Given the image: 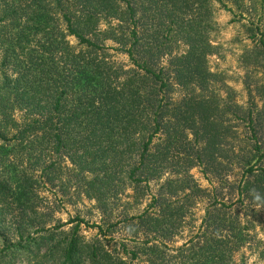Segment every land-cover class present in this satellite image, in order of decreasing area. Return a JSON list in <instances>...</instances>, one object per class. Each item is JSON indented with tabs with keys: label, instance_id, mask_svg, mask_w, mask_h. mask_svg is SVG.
Returning <instances> with one entry per match:
<instances>
[{
	"label": "trees",
	"instance_id": "obj_1",
	"mask_svg": "<svg viewBox=\"0 0 264 264\" xmlns=\"http://www.w3.org/2000/svg\"><path fill=\"white\" fill-rule=\"evenodd\" d=\"M215 1L0 0V264H230L245 246L249 226L224 202L207 208L197 240L169 246L186 202L206 193L189 174L193 167L215 165L232 184L222 176L230 168L231 104L215 90L208 65ZM107 40L130 67L111 58ZM250 52L264 67V38ZM260 151L256 142L238 159V201L247 208L264 209ZM65 161L74 166L75 186L86 183L98 198L120 183L141 196L151 181L173 176L142 213L107 230L95 226L87 238L82 220L66 229L44 209L41 187L70 167ZM120 223L133 246L111 243Z\"/></svg>",
	"mask_w": 264,
	"mask_h": 264
},
{
	"label": "rangeland",
	"instance_id": "obj_2",
	"mask_svg": "<svg viewBox=\"0 0 264 264\" xmlns=\"http://www.w3.org/2000/svg\"><path fill=\"white\" fill-rule=\"evenodd\" d=\"M213 23L210 38L214 41L216 49L214 54L208 57V65L210 70L217 74L215 90L231 104L226 121L230 129L225 139L226 154L230 155L227 158L230 168L222 176L232 184L223 182L215 165L210 171L203 165L193 167L189 174L206 193L192 197L186 202L189 209L178 234L169 242V246H182L192 238L197 240L206 229L203 219L207 208L224 202L232 204V209L240 211L242 225H248L250 232L245 246L234 252L229 263L264 264V209L259 205L247 208V203L238 201L237 189L244 174L238 159H242L256 142L261 145L260 152H264V67L257 66L250 54V50L264 38V0H242L240 3L234 0H216ZM69 38L71 44L76 46L78 40L73 36ZM106 45L110 46L107 52L113 60L130 67L129 56L115 49L118 44L107 40ZM174 46L180 52L186 49L182 42ZM1 55L2 52L0 63ZM181 94V90L176 91V96ZM249 113L253 116L252 125L248 119ZM65 165L70 167L58 170V177L52 181L48 180L49 182L41 187V196L46 206L44 209L52 213L54 224H64L66 229L82 220L80 230L87 238L94 237L99 231L95 226H103L104 230H107L110 224L124 217L142 213L149 206L153 195L157 194L161 184L173 176L168 171L161 179L151 181L141 196H138L132 186L128 184L123 187L117 180L120 188L103 189L99 199L97 191L88 194L86 183L76 187L77 178L70 170L74 166L69 161H65ZM218 169L220 170L219 166ZM75 173H78L77 170ZM85 177L86 181L93 179L90 173H86ZM68 182L69 187L66 188L64 184ZM101 204H108V210L101 207ZM109 234L112 244L124 241L133 246L132 234L123 223L116 227L114 233Z\"/></svg>",
	"mask_w": 264,
	"mask_h": 264
}]
</instances>
